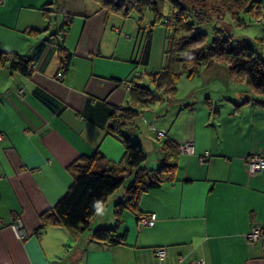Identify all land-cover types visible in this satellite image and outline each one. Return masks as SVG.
Here are the masks:
<instances>
[{"label": "crops", "instance_id": "obj_1", "mask_svg": "<svg viewBox=\"0 0 264 264\" xmlns=\"http://www.w3.org/2000/svg\"><path fill=\"white\" fill-rule=\"evenodd\" d=\"M55 3L0 1V50L36 62L30 75L0 66V264H264V237L254 244L245 237L254 223L264 228V169L249 174L243 161L253 153L264 155V99L232 81L226 67L215 70V63L203 75L215 77L218 85L201 93L191 90L169 121L155 128L143 107L136 117L140 121L125 128L129 136H142L138 128L145 126L154 137L163 130L176 145L193 143L192 153H179L173 180L140 197L138 215L155 213L153 225L139 229L136 216L124 209L117 230L125 231L124 240L111 244L91 238L93 228L113 227V206L123 200L127 182L109 196L107 218L99 211L91 219L93 226L79 237L64 227L38 228L39 214L61 198L72 180L69 163L97 148L109 161L122 160L121 141L105 128L113 107L129 105L123 79L139 68L143 47L135 17L106 14L97 4L91 10L74 9L65 0L68 13L81 15L82 28L74 44H65L71 63L57 79L59 56L42 13L53 11ZM124 28L135 37L133 43L121 38ZM107 32L115 38L102 42L100 35ZM164 35L162 27L148 71L162 65ZM151 49L152 37L145 68L151 64ZM118 61L130 65L120 69ZM225 115L231 120L223 121ZM150 143L157 167L160 144ZM205 151L208 155L200 162ZM17 219L29 233L24 240L12 228ZM157 247L165 248L163 259L155 256Z\"/></svg>", "mask_w": 264, "mask_h": 264}, {"label": "trees", "instance_id": "obj_2", "mask_svg": "<svg viewBox=\"0 0 264 264\" xmlns=\"http://www.w3.org/2000/svg\"><path fill=\"white\" fill-rule=\"evenodd\" d=\"M94 1L106 14L123 18L135 17L138 30L144 34L139 65L146 66L148 63L153 27L162 25L165 30L162 65L159 69L145 71L147 84L139 81L141 72H136L130 79H123L125 86L127 85L129 105L113 107L109 115L112 121L105 128L106 134L121 141L124 147L122 160L118 163L109 161L97 148L90 155H81L69 163L67 170L71 173L72 180L61 198L39 214L38 228L64 227L73 238L79 237L81 233L89 230L91 219L99 213L109 196L131 178L124 187L123 200L114 203L113 227L98 226L90 233L95 240L115 244L125 238V231L117 234L122 224L123 210L128 209L138 220L140 215L137 210L141 195L163 182L173 180L180 153L178 145L165 138V135L162 138L156 137L161 139L159 144L162 157L155 169H147L143 166L146 156L141 145L131 139L124 129L134 123L140 108L147 107L154 100L153 89L162 90L169 99L175 95L180 77L193 78L204 65L224 62L232 81L244 83L256 95L264 94V56L258 54L249 44H235L229 34L216 26L213 27L212 41L206 45L207 34L200 28V25L211 19L212 13H228L237 24L242 22L239 13L243 10L264 16V3L260 0H193L186 2L188 4L181 0ZM199 3L202 6H197ZM206 4L209 5L207 9L213 10L205 11ZM166 8L168 11H165ZM57 10L62 15V25L51 35L57 37L60 34L61 40L56 43L58 71L64 74L71 63V53L65 46V37L73 14L66 10L65 0H57ZM48 12L42 11L50 22ZM148 13L152 18L148 24H144ZM260 24H264V18ZM259 40H264V37L259 36ZM31 62L36 67L32 58L0 50V66H6L9 70L30 75ZM248 101L246 98L242 103ZM24 231L28 237L29 233L25 229Z\"/></svg>", "mask_w": 264, "mask_h": 264}, {"label": "rangeland", "instance_id": "obj_3", "mask_svg": "<svg viewBox=\"0 0 264 264\" xmlns=\"http://www.w3.org/2000/svg\"><path fill=\"white\" fill-rule=\"evenodd\" d=\"M69 1V7L71 4V7L74 9L77 8H85L86 10H91V7L96 5L97 3L94 0H68ZM183 3L188 4L186 2H191L193 0H181ZM202 6L201 3H199L197 6ZM76 6V7H75ZM209 5L206 4V10H213V9H207ZM165 11H168L167 8L165 9ZM210 14V12H208ZM49 18H50V24H51V28H52V32H55L59 29V27L62 25V15L61 13L57 10V3H55L54 9L53 11H49ZM81 17L80 14H73V25L71 26V29L67 31V33L69 34V38L68 41L65 42V44H72L75 43V41L77 40V35L80 32V29L82 28L80 25V21L79 18ZM239 17L242 19V22L237 24L233 21V19L231 18V16L228 13H222L218 12V13H212L211 15V19L207 22L204 23L202 25H200V28L202 31H205L207 36H206V40H205V44L209 45L210 42L212 41V37H213V27H219L222 30H224L225 33L229 34L232 39L233 42L235 44H249L251 45L258 54H262V56H264V40H259V36L262 38L264 36V24H260L262 18H264V16L262 15H257L255 14L253 11L250 10H243L239 13ZM152 18L151 14H147L146 15V19H144V24L146 22H150ZM79 21V24H77L76 22ZM72 23V22H71ZM59 25V26H58ZM118 27H121V25H119ZM163 26L161 25H156L155 27H153L152 30V49H151V64L145 68V66L143 65H138L139 68H133L130 69L127 74L131 76H133L136 72H141V78H139V81L143 84H147V80H146V72L144 69H146V71H148V69H150L154 63L153 59L154 56L156 55V51L158 49L157 46V41H158V34L160 29ZM164 28V27H163ZM122 30V29H121ZM124 30H126L125 28L122 31H119L121 34V38L125 39L126 41L130 40L134 41L135 37L132 35H129L127 32H124ZM50 33V32H49ZM67 34V35H68ZM119 34V33H118ZM141 36L144 37V34L141 32L140 33ZM102 38V42L104 41H108L111 40L113 38H115V36H113V34H110V32H107L105 35H100ZM113 36V37H112ZM131 36V37H128ZM50 39V42H52V44H56L58 43L59 40H61L60 34L58 33L57 37H55L54 35H49L48 37ZM67 38V37H66ZM143 40V39H142ZM143 43V41H142ZM137 45H138V41H136V49H137ZM104 44L101 45L100 47L104 48ZM141 48V47H140ZM136 54V53H134ZM216 64V69L215 70H221L224 69L225 67L227 68L226 63L224 62H220V63H215ZM130 63L128 62H123V61H118L117 62V66L120 69H125L127 66H129ZM134 65V64H133ZM137 66V67H138ZM207 69V66H201L199 73L194 76L193 78H187L185 76H182L179 78V80L177 81V90L176 93L173 97L171 98H167V94L165 92H163L162 90H154L155 92V98L154 100L147 106L146 111L144 112V116L147 118V120L149 122H152V125L157 128L159 125H161V123H163L164 121H169L170 118H173V116L176 114V111L181 107V101L184 102L183 100H185L187 98L188 93L192 90L195 93H201L203 91H206L208 87H212L215 85H218L219 81L218 79H216L215 77H212L211 79L205 78L203 75V72H205ZM244 84V83H243ZM245 87V86H244ZM244 96V95H243ZM258 99H264V95H257L256 96ZM223 121H230L231 120V116H224ZM136 121H140L139 119H136ZM125 130V129H124ZM126 131V130H125ZM138 132L140 133V135L142 136H137V135H131V139L139 142V144L142 143L144 144V149L143 152L146 156V160L143 163V166L147 169L156 168V162H157V153L155 152V149L152 147L151 145V140L154 141L156 143V145H158L160 143V140L157 139L156 137H154L152 135V130H148L145 126H140V128H138ZM138 133V134H139ZM146 136H148L149 139H146L143 141V138L145 139ZM152 136V137H151ZM159 140V141H158ZM147 152V153H146ZM130 179V178H129ZM127 180L124 182V184L122 185V187H120V189L118 190V192H121L123 187L127 184V182L129 183L130 180ZM115 202V201H114ZM110 205L109 202H107V204H105L102 209L100 210V214H102L104 216V218H107V206ZM93 222L91 221V226H93L92 224Z\"/></svg>", "mask_w": 264, "mask_h": 264}, {"label": "built area", "instance_id": "obj_4", "mask_svg": "<svg viewBox=\"0 0 264 264\" xmlns=\"http://www.w3.org/2000/svg\"><path fill=\"white\" fill-rule=\"evenodd\" d=\"M1 1V0H0ZM262 22V20H261ZM35 68V63H30V70L29 72L32 73ZM138 74V73H137ZM62 71H57L56 76L57 78L62 77ZM165 135V132L161 129L156 130V137L162 138ZM178 150L181 153L190 154L193 152V143L191 141H186L178 144ZM208 155V152L205 151L204 154L200 155L199 161L203 162ZM244 164L246 166V170L249 174H255L262 169H264V155H259L256 153L250 154L249 156L243 159ZM156 218L155 213H150L148 216H140L137 220V227L140 229L142 226H151L153 225ZM12 228L19 239H26L27 234L24 231V227L22 222L17 219L12 224ZM245 237L247 241L251 244L261 240L264 237V228L260 225L252 224L249 231L246 232ZM154 254L158 259H163L166 255V251L164 247H157L154 249Z\"/></svg>", "mask_w": 264, "mask_h": 264}]
</instances>
